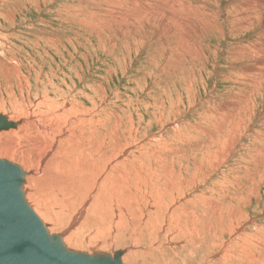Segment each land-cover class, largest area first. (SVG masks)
Segmentation results:
<instances>
[{
  "label": "rangeland",
  "instance_id": "374dc122",
  "mask_svg": "<svg viewBox=\"0 0 264 264\" xmlns=\"http://www.w3.org/2000/svg\"><path fill=\"white\" fill-rule=\"evenodd\" d=\"M181 1L178 12L167 0L166 13H140L121 1L0 0V114L24 124L0 135V159L37 162L34 128L61 122L64 100L83 101L100 120V171L85 203L62 216L58 198L71 199L72 183L56 188L46 165L29 189L53 222L25 197L67 249L140 257L162 246L171 253L148 255L153 264H264V158L255 150L264 149V72L254 69L264 0ZM183 6L199 16L178 14ZM89 161L81 166L96 167ZM161 228L179 243H166ZM189 237L201 248L190 262Z\"/></svg>",
  "mask_w": 264,
  "mask_h": 264
},
{
  "label": "bare ground",
  "instance_id": "6f19581e",
  "mask_svg": "<svg viewBox=\"0 0 264 264\" xmlns=\"http://www.w3.org/2000/svg\"><path fill=\"white\" fill-rule=\"evenodd\" d=\"M109 1L110 3H115L116 2H126L129 5H121V7H125L126 9L131 8L129 11H134L136 9L137 4H139V10L138 12L143 13L146 12L147 10L153 11L155 8H161L160 12L161 13H166L168 12L167 8L165 7L167 0H106ZM176 3L173 4V9L175 8L178 12L179 11V7L180 1L181 0H175ZM174 2V1H173ZM183 3V0L181 1ZM187 2V1H186ZM194 2V1H193ZM216 2V0H215ZM191 3V2H190ZM198 3V2H196ZM169 4V3H167ZM172 4V3H171ZM187 4V3H186ZM195 4V3H194ZM171 7V5H169ZM168 6V7H169ZM219 6V4H218ZM260 7V6H259ZM171 8V10H172ZM202 8V7H201ZM123 9V8H122ZM170 9V8H169ZM181 9V8H180ZM186 6L182 7L181 13L178 14H193L192 16H199V14L197 15L196 13H188L186 12ZM197 9V8H195ZM200 9V8H199ZM198 9V11H199ZM121 10V9H120ZM118 11V10H117ZM124 11V10H122ZM120 11V13L122 12ZM202 12V11H201ZM206 12V11H205ZM117 13V12H116ZM260 13V12H259ZM204 16L206 15V17H209V13H203ZM258 14V13H257ZM125 15V14H124ZM259 15V14H258ZM120 16V15H118ZM202 16V13H201ZM121 17H125V16H121ZM126 17H130V16H126ZM173 17V16H172ZM232 17V16H231ZM131 18V17H130ZM195 18V17H194ZM200 18V17H199ZM207 19V18H206ZM212 19V18H211ZM210 19V20H211ZM173 20V19H172ZM177 22V21H176ZM185 22V21H184ZM195 22V21H194ZM192 23V22H191ZM190 23V24H191ZM197 23V22H196ZM209 23V21H208ZM246 23V22H244ZM178 24V23H177ZM193 24V23H192ZM199 24V23H198ZM212 24V23H211ZM189 25V24H188ZM209 25V24H208ZM195 26V25H193ZM184 27V26H183ZM201 27V26H199ZM186 28V27H185ZM188 28V27H187ZM233 28V27H232ZM189 29H191L189 27ZM196 29V28H195ZM205 29V28H204ZM197 31V29H196ZM190 32H184L182 34V36L184 38H186L187 36H193L197 33L191 31ZM264 37V36H263ZM189 38V37H188ZM186 40L190 43L193 44V39H187ZM255 44V43H254ZM196 45V44H195ZM191 46V45H190ZM189 46V47H190ZM191 49V48H190ZM189 50V49H188ZM250 51V49H248ZM263 54V59H261L262 64H258L256 66V68H254L257 71H260V66H261V71L264 72V48L263 51H261ZM243 53V52H242ZM245 54V53H244ZM254 54V53H253ZM260 54V53H259ZM241 55V54H240ZM242 58H240L239 60L236 59L235 61L238 62H246V57H244L245 55H241ZM248 56V55H247ZM251 57V56H249ZM256 57V56H255ZM258 57V56H257ZM256 57V58H257ZM239 58V57H238ZM252 58V57H251ZM261 58V57H260ZM250 59V58H249ZM257 60V59H256ZM252 61V60H251ZM259 62V60H258ZM241 64V63H240ZM252 67V66H251ZM252 69V68H251ZM82 70V69H81ZM242 71V70H241ZM240 72V71H239ZM247 72V68L241 73V81L239 82H244L243 80L244 75ZM250 73V72H249ZM251 74V73H250ZM256 74V73H254ZM253 75V73H252ZM238 76V74H237ZM246 76V74H245ZM264 79V76L262 77ZM248 81V80H247ZM253 82V81H251ZM264 82V81H263ZM260 84V82H259ZM246 85V84H245ZM253 85V84H252ZM244 86V85H243ZM245 87V86H244ZM257 88V87H256ZM263 88V87H262ZM260 89V88H259ZM96 91V89H95ZM98 92V91H97ZM258 94V93H257ZM98 98H99V94H98ZM71 99V98H69ZM68 99V100H69ZM68 100H64V102L59 105L60 109L58 110V114L56 117L57 118H61V122H55V124H52V122H50L51 124H44V125H40L37 128H34L33 130V138H32V150L33 152L38 155L36 157H38L37 162H34V160L30 159V157H27L25 165L23 168V170L26 172V178H25V185L23 187V191H24V195L26 198H28L31 202H33L36 205V201L34 199V194L33 192L29 189V184L31 182V180L36 177L40 172L41 169L43 170V167L46 165L49 167V171H48L52 177V181L55 183V187L57 188L59 184H66L68 182L72 183L71 186V199H65L63 197V195H60L58 200L62 203V211L59 212L62 214V216H69V211H68V207L72 204L73 206H82L85 203V196L87 195L88 191L90 190V188L92 187V179L98 175L99 171H100V120L99 123L93 120V116L91 114H89V109L86 108L84 102H80L77 100H73L71 99L68 103ZM71 102V104H70ZM55 106V104H54ZM260 106V105H259ZM49 107V106H48ZM249 107V106H248ZM263 108V107H262ZM240 109V106H239ZM261 110V109H260ZM52 113V112H51ZM92 113V112H91ZM250 114V113H249ZM255 115V114H254ZM17 116V115H16ZM247 116V115H246ZM14 117V116H13ZM18 117V116H17ZM54 116H51V119H53ZM246 118V117H245ZM16 120V119H15ZM55 120V117L53 119V121ZM230 120V119H229ZM10 121V120H9ZM17 123V121H16ZM41 123V122H40ZM29 122H26V125H28ZM22 125V123H21ZM24 125V124H23ZM22 125V126H23ZM25 125V126H26ZM235 125V124H234ZM245 125V124H244ZM19 124V127L17 128V130L22 127ZM260 126V125H259ZM234 127V126H233ZM239 127V126H238ZM15 128V129H16ZM262 129V128H261ZM234 130V129H233ZM15 133L14 130L13 131H9L8 132H3L0 131V135H6L7 133ZM23 136V135H21ZM20 136V137H21ZM231 136V135H230ZM259 136L261 137V141L264 143V128L263 130L259 133ZM231 138V137H230ZM26 145V143H24ZM29 145V144H28ZM117 145V144H116ZM27 146V145H26ZM28 147V146H27ZM115 148V147H114ZM102 149V148H101ZM256 154L257 156L263 157L264 158V149H260V148H256ZM33 153V154H34ZM123 153V152H122ZM35 157V156H32ZM8 160H13L12 156L10 153H7V155H5V157ZM90 159L89 162H93V163H97L96 167L92 168L90 165H86V166H81L82 163L87 162V160ZM125 161V160H124ZM27 162L33 163V165L30 164H26ZM14 163V162H13ZM118 167V166H117ZM110 171V170H108ZM97 172V175L95 174ZM44 173V171H43ZM47 174V173H46ZM107 175V174H106ZM114 175V174H113ZM66 181V183H65ZM105 182V181H104ZM28 184V185H27ZM107 184V183H106ZM94 185H96L97 188H100V184H98L97 182L94 183ZM108 187V186H107ZM102 190V189H101ZM105 191V190H104ZM27 195V196H26ZM101 195V194H100ZM121 195V194H120ZM111 196V195H110ZM117 196V195H116ZM157 197V196H156ZM131 198V197H130ZM123 199V198H122ZM132 200V199H131ZM144 200V198H143ZM150 200V199H149ZM155 200V199H152ZM160 201V199H158ZM58 201V203H59ZM157 202V201H156ZM119 203V202H118ZM32 204V203H31ZM121 204V203H120ZM119 204V205H120ZM147 204V203H146ZM158 204V203H157ZM34 205V206H35ZM109 205V204H108ZM148 205V204H147ZM32 206V205H31ZM122 206V205H121ZM146 206V205H145ZM156 206V205H155ZM102 207V206H101ZM130 207V206H129ZM61 209V208H60ZM104 209V208H103ZM156 209V208H155ZM158 209V208H157ZM160 209V208H159ZM38 210V211H36ZM126 210V209H125ZM119 211V210H118ZM157 211V210H156ZM106 212V211H105ZM117 212V211H116ZM155 212V211H153ZM158 212V211H157ZM35 213L41 218L43 219V221L46 222H50L52 221V216L51 214L46 210V209H40L35 208ZM131 213V212H130ZM149 214V213H148ZM153 214V213H152ZM151 216V215H150ZM163 216V215H162ZM169 216V215H168ZM149 217V216H148ZM167 217H165L166 219ZM124 219V218H123ZM148 220V218H146ZM150 219V218H149ZM164 219V220H165ZM121 220V219H120ZM142 220V219H141ZM153 220V219H152ZM172 220V219H171ZM138 221V220H137ZM167 221V220H166ZM169 221V220H168ZM53 222V221H52ZM120 222V221H119ZM123 222V221H122ZM165 223V222H164ZM171 223V222H169ZM51 224V223H50ZM46 226V224H44ZM161 225V224H160ZM174 225V224H173ZM116 226V225H115ZM164 225H162L163 227ZM172 226V223H171ZM170 226V227H171ZM47 228V231L52 234V232L55 230L54 228ZM113 228V227H112ZM174 228L179 231L180 235L186 236V232H184L183 230L186 228H183L180 226L179 223H175ZM146 229V228H145ZM57 230V229H56ZM155 230V229H154ZM164 229L161 228V232L163 233L164 236V241L166 243H168L171 246V243L174 242L176 244H174L173 246L177 245L179 242L177 241H173V238H171L170 233H165L163 231ZM230 230V229H229ZM170 231V230H168ZM173 231V230H172ZM234 231V228L233 230ZM230 231V232H232ZM229 232V234H230ZM153 233V232H152ZM177 233V232H176ZM62 234H65V232H63ZM159 234V233H158ZM103 235V234H102ZM100 235V236H102ZM142 237V236H141ZM167 237V241L165 240V238ZM176 237V236H174ZM199 237L196 238H187L186 244L189 248V250H187V255L186 258L182 257L184 261H189L194 257V253L198 252L201 250L200 245L198 240ZM175 240V239H174ZM221 241V240H220ZM147 242V241H146ZM149 242V241H148ZM222 242V241H221ZM152 243V242H151ZM149 243V244H151ZM223 244L225 243L224 241L222 242ZM222 245V244H221ZM127 246V249H133V250H137L138 248L135 247H131L133 246V244H128L125 245ZM148 246V244L146 245ZM213 246V245H211ZM218 246V245H217ZM91 247H93L91 245ZM89 247V250H91ZM114 247V246H113ZM96 248L93 247L92 250H94ZM183 248V247H181ZM115 249V248H114ZM122 249V248H121ZM98 250V249H97ZM96 251V250H95ZM94 251V252H95ZM114 251V250H113ZM118 251H123V250H118ZM132 251V250H131ZM129 251L127 253H125L123 251V254L121 256V261L123 260V262H125V264H134V261H136L137 263H140L142 260L145 259V263H150L153 264L151 261L152 259L150 258L151 256H148L150 254H155L157 256L161 255V254H166L169 251L171 253V251L169 249L163 248L162 246L160 247V249L155 250V251H148L146 253H144V255L146 256H138L136 254H131L132 252ZM117 252V250H116ZM115 252V253H116ZM209 251L208 255L211 256V254L213 252ZM175 254V253H174ZM198 256V255H197ZM129 257H132V261H130ZM167 261L165 262V264H177V262H175V260H172L171 258H169L168 256L166 257ZM188 259V260H187ZM122 263V262H121ZM181 263V262H180ZM183 263V262H182ZM154 264H158L157 262H155ZM179 264V263H178ZM184 264V263H183Z\"/></svg>",
  "mask_w": 264,
  "mask_h": 264
},
{
  "label": "water",
  "instance_id": "95a60500",
  "mask_svg": "<svg viewBox=\"0 0 264 264\" xmlns=\"http://www.w3.org/2000/svg\"><path fill=\"white\" fill-rule=\"evenodd\" d=\"M20 122L0 114V131L15 129ZM26 172L0 159V264H122L123 251L112 256L69 250L56 234H50L26 202Z\"/></svg>",
  "mask_w": 264,
  "mask_h": 264
}]
</instances>
